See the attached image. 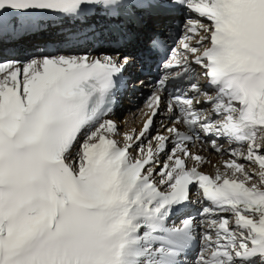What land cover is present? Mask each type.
I'll use <instances>...</instances> for the list:
<instances>
[{
    "label": "snow or ice",
    "instance_id": "1",
    "mask_svg": "<svg viewBox=\"0 0 264 264\" xmlns=\"http://www.w3.org/2000/svg\"><path fill=\"white\" fill-rule=\"evenodd\" d=\"M97 8L187 15L123 143L105 117L133 57L0 61V264H264V0H0V45ZM87 31L62 30L59 43L75 51ZM175 78L189 87L166 100ZM197 141L229 156L214 176Z\"/></svg>",
    "mask_w": 264,
    "mask_h": 264
},
{
    "label": "bare ground",
    "instance_id": "2",
    "mask_svg": "<svg viewBox=\"0 0 264 264\" xmlns=\"http://www.w3.org/2000/svg\"><path fill=\"white\" fill-rule=\"evenodd\" d=\"M178 14H173L168 16L169 18H166L168 20H172L173 18L178 19ZM165 21V20H164ZM184 21V20H183ZM183 21L180 25V27L182 28V31L180 32V38L183 34L184 31V24ZM70 22V24L68 23H63V26L60 25H56V26H52V23H46L48 25H51V27L48 28L47 31L41 33V34H37L35 36H32L30 38H28L27 40H25L24 42L20 43L23 46H25V50L29 51L33 48H37L39 46L33 47L34 43H46V42H57L60 40L61 38V32L63 31H67L68 29H71L74 32L80 33L81 30L83 29H89V26H81L80 24L76 23V22ZM156 23L159 24L158 26H156ZM164 32L165 28H164V23L161 17H156L153 20H151L149 17H145L142 20V26L140 28H136L134 29V33L136 34L137 39L135 40H139L142 38V36L146 35L147 33L150 32ZM88 35V34H87ZM177 46V44H176ZM126 50L121 51L120 52H116L115 54H108V53H103V49L100 47L97 50H94L91 53H88L87 51L85 52H69V51H64V52H60L59 55H83V54H88L90 56H97V53H100V56L103 55H110L113 57H118V56H124V55H128V52L130 51L129 49H127V47H125ZM97 51V53H95ZM39 58V57H37ZM131 71V69L129 70ZM199 71V70H198ZM136 83V82H135ZM139 83V82H138ZM149 88L148 86H144L143 89ZM150 89V88H149ZM128 102L122 103V106L120 108L126 110V113L123 115V120L121 122V124H119L118 122V118L116 115H112V116H108L106 117V119H112L114 120L118 127H122V131L120 132V135H118L117 137H115L116 139L120 140L121 143H123V134L126 132H131V131H138L141 127H142V123L144 120V116H143V112L146 110L145 105L146 102L141 103L140 101H138L136 104H132V105H127ZM137 106V107H136ZM158 116H160L159 118H156L155 120V127L157 130L163 131L162 127H161V122H163L164 124H168V113L167 111H162ZM162 116V117H161ZM125 122V123H124ZM181 130L183 131V127H181ZM153 146L155 147V142H153ZM223 147L225 149H227L229 147L228 143H224ZM191 150L193 152H196L197 154H200L202 156H204L206 158V160H208L210 162V164H206L204 165L201 170L207 172L210 175H215L216 173V168L213 167L214 165H221V162L223 160H226L229 158L227 152H225L223 155L221 154H217L216 152H213L211 147L208 145H198L196 147H190ZM133 151V155H137L135 149L132 150ZM221 170L222 167H221ZM192 199L196 200L197 199V193L196 191H194L192 193ZM198 205V207H200V204L196 203ZM197 219L199 220L200 217H197Z\"/></svg>",
    "mask_w": 264,
    "mask_h": 264
},
{
    "label": "rangeland",
    "instance_id": "3",
    "mask_svg": "<svg viewBox=\"0 0 264 264\" xmlns=\"http://www.w3.org/2000/svg\"><path fill=\"white\" fill-rule=\"evenodd\" d=\"M178 18L180 19V20H182V15L180 14L179 16H178ZM163 22H164V20H163ZM103 52H107V50L106 49H104L103 50ZM126 113V110H124V109H121V111L119 110L118 111V113L116 114V116H117V118H118V122H119V124H121V122H122V120H123V115ZM156 118H159V116H157ZM156 120V119H155ZM125 123V122H124ZM118 129H119V133L122 131V127H118ZM209 164V163H208ZM194 190V189H193ZM193 193V192H192Z\"/></svg>",
    "mask_w": 264,
    "mask_h": 264
}]
</instances>
